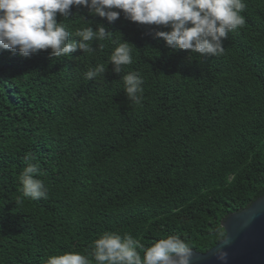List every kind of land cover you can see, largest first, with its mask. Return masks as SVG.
I'll use <instances>...</instances> for the list:
<instances>
[{"label":"trees","instance_id":"trees-1","mask_svg":"<svg viewBox=\"0 0 264 264\" xmlns=\"http://www.w3.org/2000/svg\"><path fill=\"white\" fill-rule=\"evenodd\" d=\"M244 2L246 23L217 57L169 46L156 35L167 27L122 12L110 23L85 7L57 21L105 27L111 37L90 53L0 49V264L91 259L105 232L146 247L179 235L198 253L222 241L221 220L264 195V0ZM112 40L133 49L119 73ZM97 64L105 71L86 79ZM130 71L144 81L140 104L124 90ZM25 157L46 198L23 197Z\"/></svg>","mask_w":264,"mask_h":264},{"label":"clouds","instance_id":"clouds-1","mask_svg":"<svg viewBox=\"0 0 264 264\" xmlns=\"http://www.w3.org/2000/svg\"><path fill=\"white\" fill-rule=\"evenodd\" d=\"M73 7L88 8L90 14L110 23L122 12L133 23L167 27L169 31L156 35L169 46L201 58L223 55L222 41L246 23L241 14L246 8L244 0H0V49L18 51L24 57L51 49V55L59 58L78 48L90 53L93 40H109L111 33L103 26L95 32L90 26L70 32L65 22L57 21V14L66 21ZM72 35L80 42L70 41ZM111 43L114 47L108 61L119 73L122 66L132 64L133 49L128 43ZM104 71V64H97L89 68L86 79L99 77ZM122 81L128 98L140 104L144 83L140 73L130 71ZM30 159L35 157H25L28 163L19 176L22 195L32 200L46 198L45 184L37 178L39 165ZM216 259L227 264L228 252L218 250ZM44 264H192V250L179 235H168L146 247L131 235L105 232L93 241L91 259L69 251L49 256Z\"/></svg>","mask_w":264,"mask_h":264},{"label":"water","instance_id":"water-1","mask_svg":"<svg viewBox=\"0 0 264 264\" xmlns=\"http://www.w3.org/2000/svg\"><path fill=\"white\" fill-rule=\"evenodd\" d=\"M224 238L217 245L198 253L192 250V264H221L216 252H228L227 264H264V195L247 207L221 220Z\"/></svg>","mask_w":264,"mask_h":264}]
</instances>
